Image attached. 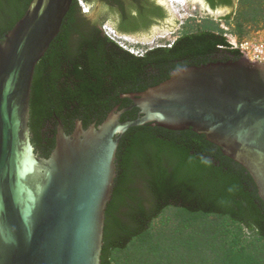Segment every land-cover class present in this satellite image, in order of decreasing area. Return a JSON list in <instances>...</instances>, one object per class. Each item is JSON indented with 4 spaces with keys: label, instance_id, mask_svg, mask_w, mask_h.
Wrapping results in <instances>:
<instances>
[{
    "label": "water",
    "instance_id": "1",
    "mask_svg": "<svg viewBox=\"0 0 264 264\" xmlns=\"http://www.w3.org/2000/svg\"><path fill=\"white\" fill-rule=\"evenodd\" d=\"M156 1L168 17L148 31L104 25L139 41L173 31L179 16L169 0ZM72 3L32 0L0 39V264H101L118 146L129 128L147 122L205 134L251 172L264 198V63L249 60L228 37L241 58L181 67L157 86L126 94L141 109L135 119L121 121L131 107H115L99 125L84 128L78 120L72 134L60 120L51 155L36 153L29 126L34 74ZM235 3L212 9L206 0H186V9L223 18L234 15Z\"/></svg>",
    "mask_w": 264,
    "mask_h": 264
},
{
    "label": "trees",
    "instance_id": "2",
    "mask_svg": "<svg viewBox=\"0 0 264 264\" xmlns=\"http://www.w3.org/2000/svg\"><path fill=\"white\" fill-rule=\"evenodd\" d=\"M32 0H0V39L24 16ZM79 0L64 18L59 34L39 60L32 84L30 131L35 151L49 157L61 120L72 134L101 124L115 108L131 107L121 121L135 119L140 107L129 93L157 86L186 66L239 59L244 54L224 33L213 29L184 31L170 45L135 54L109 37L102 26L113 21L117 31H148L168 17L155 0ZM213 9L234 0H206ZM96 11V10H95ZM114 16V17H113ZM233 12L223 18L229 20ZM117 175L105 210L101 264H119L116 253L143 239L167 208L188 214L226 216L264 239V198L251 172L192 127L171 130L147 122L122 135L116 155ZM188 242V241H187ZM191 243V242H188ZM147 264H178L154 247Z\"/></svg>",
    "mask_w": 264,
    "mask_h": 264
},
{
    "label": "rangeland",
    "instance_id": "3",
    "mask_svg": "<svg viewBox=\"0 0 264 264\" xmlns=\"http://www.w3.org/2000/svg\"><path fill=\"white\" fill-rule=\"evenodd\" d=\"M175 1L170 2L180 23L173 31L156 34L148 41L126 37L127 47L140 52L169 44L184 31L198 29H213L239 39L264 38V0H236L234 15L229 20L195 15L186 9V0ZM144 237L128 250L116 253L119 264H147L154 247L178 260V264H264V239L251 235L226 216L188 214L169 207L153 221Z\"/></svg>",
    "mask_w": 264,
    "mask_h": 264
},
{
    "label": "built area",
    "instance_id": "4",
    "mask_svg": "<svg viewBox=\"0 0 264 264\" xmlns=\"http://www.w3.org/2000/svg\"><path fill=\"white\" fill-rule=\"evenodd\" d=\"M108 35L118 42L121 46H123L126 49H129L133 53L142 54L143 51H136L131 48L127 47L126 37L124 35H121L119 33H116L113 28H107ZM224 35L228 38H230L234 43H236L246 54V56L252 60H258L261 63H264V38H251V37H245L243 39H239L236 35L224 33ZM170 45V43L168 44Z\"/></svg>",
    "mask_w": 264,
    "mask_h": 264
},
{
    "label": "clouds",
    "instance_id": "5",
    "mask_svg": "<svg viewBox=\"0 0 264 264\" xmlns=\"http://www.w3.org/2000/svg\"><path fill=\"white\" fill-rule=\"evenodd\" d=\"M103 27V29H104V31L106 32V34L108 35V30H107V28H106V26H102ZM109 36V35H108ZM110 37V36H109ZM126 39V38H125ZM127 40V39H126ZM128 41V40H127ZM129 50V49H128ZM136 54V53H135ZM138 54V53H137Z\"/></svg>",
    "mask_w": 264,
    "mask_h": 264
},
{
    "label": "flooded vegetation",
    "instance_id": "6",
    "mask_svg": "<svg viewBox=\"0 0 264 264\" xmlns=\"http://www.w3.org/2000/svg\"><path fill=\"white\" fill-rule=\"evenodd\" d=\"M156 1V0H155ZM209 5V4H208ZM222 6H228V5H222ZM220 7V6H219ZM213 9V8H212Z\"/></svg>",
    "mask_w": 264,
    "mask_h": 264
},
{
    "label": "bare ground",
    "instance_id": "7",
    "mask_svg": "<svg viewBox=\"0 0 264 264\" xmlns=\"http://www.w3.org/2000/svg\"><path fill=\"white\" fill-rule=\"evenodd\" d=\"M169 1H171V0H169ZM175 1V0H174ZM176 2V1H175Z\"/></svg>",
    "mask_w": 264,
    "mask_h": 264
}]
</instances>
